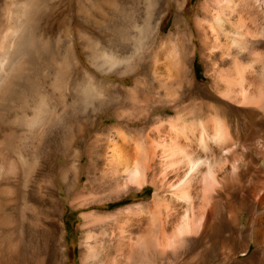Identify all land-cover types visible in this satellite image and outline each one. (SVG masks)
Here are the masks:
<instances>
[{"label":"bare ground","instance_id":"bare-ground-1","mask_svg":"<svg viewBox=\"0 0 264 264\" xmlns=\"http://www.w3.org/2000/svg\"><path fill=\"white\" fill-rule=\"evenodd\" d=\"M59 1L0 0V264H264V0Z\"/></svg>","mask_w":264,"mask_h":264},{"label":"rangeland","instance_id":"rangeland-1","mask_svg":"<svg viewBox=\"0 0 264 264\" xmlns=\"http://www.w3.org/2000/svg\"><path fill=\"white\" fill-rule=\"evenodd\" d=\"M68 1H70V0H60L59 1L58 7L55 9L53 15L47 21V27L49 29H52L55 32H57L59 26L61 25V27H62V24H63L62 20H63V16L65 15V13L68 12V10L70 12L71 10H74V8L75 9L78 8V5L76 4L77 0H72L71 1V3H72L71 6H69V2ZM116 1L120 2L122 0H116ZM194 1L195 0H189V5L192 6L194 4L193 3ZM74 11H76V10H74ZM172 21H173V16L169 17V19L167 20V22L165 24V28L167 30L170 28V26L172 24ZM197 67H198L199 72L202 74L203 73V63L200 62L199 60H197ZM199 79H200V81L204 82V79L202 77L199 78ZM151 190H152L151 187L145 189L141 193L140 196L141 197H146L147 195H149L151 193ZM64 218H65V222H66V229L68 231L67 237L65 239V244L68 247H70V252H69V255L71 256L70 264H80V262H79V254H78L79 242H80V234H81V230L79 229V226H80V223H81L80 213L78 211H75L73 208H68V210L65 213V217ZM22 259L23 260H27V256H23Z\"/></svg>","mask_w":264,"mask_h":264}]
</instances>
